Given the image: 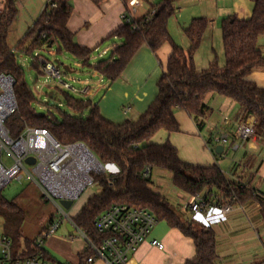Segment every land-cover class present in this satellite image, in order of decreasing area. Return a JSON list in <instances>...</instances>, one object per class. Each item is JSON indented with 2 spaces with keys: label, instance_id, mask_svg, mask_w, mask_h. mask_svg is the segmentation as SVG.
<instances>
[{
  "label": "trees",
  "instance_id": "1",
  "mask_svg": "<svg viewBox=\"0 0 264 264\" xmlns=\"http://www.w3.org/2000/svg\"><path fill=\"white\" fill-rule=\"evenodd\" d=\"M98 5L105 0H91ZM253 12L248 19L230 17L222 23L224 65L215 57L209 66L198 70L194 56L200 49L209 21L205 18L192 20L184 30L190 42L187 51L172 40L169 21L175 14L174 0H162L156 14L147 21L145 15L136 21L137 31L124 24L110 37L123 40L114 46L109 60L98 62L94 69L110 82L116 81L125 71L137 52L149 47L156 53L169 43L173 52L166 72L158 82L154 102L136 120L114 124L106 120L91 101L61 90L68 107L76 114L64 115L61 121L38 115L33 108L34 93L25 83V73L20 69L18 56L33 58L32 68L39 73L41 66L35 52L41 48L56 47L57 54L67 53L82 65L92 67V51L73 42V34L67 24L72 15L69 0H50L33 28L12 50L8 45L10 30L18 17L17 0H5L0 11V74L11 75L15 81L14 92L18 111L6 122L12 139L18 138L26 127L47 129L62 145L81 143L109 169L106 175L96 177L100 192L93 195L73 219L75 227L83 231L93 243L100 242L94 221L114 205H128L151 212L158 222H166L193 240L196 256L185 264H216V239L210 228L194 221L183 222L168 201L152 186L149 169H162L172 174L174 187L188 195L205 194L210 199L229 204H244L256 200L262 206L264 198L251 187L231 183L217 167H198L183 162L170 143L154 144L151 138L160 130L169 134L179 131L177 112L190 115L201 129L209 111L205 104L208 95H217L234 101L240 109L242 120L254 117L256 137L264 139V89L248 81L254 71L264 69V54L258 40L264 36V0H252ZM36 33L38 39L26 49V44ZM66 92V93H65ZM88 116L84 118V112ZM0 218L4 222V234L14 248L22 242L30 247L34 240L24 239L22 226L25 212L14 201L5 200L0 194ZM89 252L82 259L87 264Z\"/></svg>",
  "mask_w": 264,
  "mask_h": 264
},
{
  "label": "crops",
  "instance_id": "2",
  "mask_svg": "<svg viewBox=\"0 0 264 264\" xmlns=\"http://www.w3.org/2000/svg\"><path fill=\"white\" fill-rule=\"evenodd\" d=\"M130 1L105 0L96 5L91 0H69L72 15L67 28L73 34L75 45L92 51L90 59L92 67L82 65L71 55L82 67L89 70L82 81L84 87L80 89V91L88 89V93L82 95L67 92L72 95L79 94L74 95L79 98L84 96L83 99L91 101L98 107L101 115L114 124L136 120L147 111L157 96L158 82L166 72L168 60L173 52L169 43L164 44L156 53L149 47L143 46L123 74L114 82H110L94 69L100 60H92L93 54L105 41L118 42L113 44L109 59L112 57L114 46L122 44L123 40L110 37L124 25L121 16L128 11ZM161 1H145L138 8L134 18L141 19L152 8L159 6ZM18 5L19 1H17V7ZM174 6L175 14L169 21V33L175 44L185 51L189 49L190 42L184 30L192 20L205 18L209 21L202 45L194 56V65L198 70L207 68L215 57L220 63L221 55L224 54L221 29L223 21L230 17L248 19L254 8L252 0H174ZM215 42L218 44L215 45ZM258 46L264 54V36L259 38ZM203 48H206L204 57L200 55ZM106 51L99 54V57H102L101 61H104L103 57L108 55ZM56 63L61 67L59 62ZM220 65L224 64L220 63ZM65 69L71 71L68 66ZM247 80L264 89V69L254 71ZM204 102L209 111L201 129L190 115L177 112L179 131L169 134L160 130L150 142L159 145L170 142L176 148L180 159L186 164L217 167L229 182L247 185L264 198V139L253 137L243 141L235 133L238 125L252 122L255 118L248 117L242 120L239 106L222 96L208 95ZM126 109H129L128 113H125ZM219 135H228L230 138L229 145H221L224 147L222 154L215 152L216 147L220 146L215 141V137ZM150 178L153 189L168 201L172 209L175 206L188 213L185 202L189 195L174 187L172 174L162 169H154ZM93 195L95 194L88 195L82 200L80 198V202L77 201L79 202L78 212L72 214L65 211L68 219L61 226L65 228V232L59 233L60 228L58 233L50 237L45 244V250L50 259L59 263L86 264L82 256L87 250V241L78 232L73 219L79 215L83 206ZM56 209H58L57 205ZM181 220L193 221V219ZM68 223L72 224L74 230L71 226L67 228ZM211 230L216 239V264H264V217L262 206L258 201L249 200L244 204H235V209L228 218L214 224ZM75 231L79 233L77 237L74 235ZM151 240L160 241L164 248L153 247L150 244ZM30 248L31 246L27 247L25 243H22L16 251L30 250ZM195 256L196 248L193 240L163 221L158 223L148 240L130 257L127 264H185ZM92 264L107 263L96 261Z\"/></svg>",
  "mask_w": 264,
  "mask_h": 264
},
{
  "label": "built area",
  "instance_id": "3",
  "mask_svg": "<svg viewBox=\"0 0 264 264\" xmlns=\"http://www.w3.org/2000/svg\"><path fill=\"white\" fill-rule=\"evenodd\" d=\"M145 1L149 0H131L128 11L121 16L123 24L131 25L133 31L138 30L134 16ZM156 12L157 8H152L146 14L147 21ZM35 56L43 73L57 80L64 90L82 95L88 93V89L76 90L64 82L61 67L57 63L46 60L39 52ZM15 84L11 75L0 74V194L12 181H22L25 178L34 182L42 195L57 205L58 209L57 218L34 240L30 250L16 251L12 240L7 235L0 234V264H68L50 259L45 250L46 241L68 219L59 202L75 203L80 200L89 188L97 185V176L107 174V167L85 145L76 143L64 146L47 129L26 127L18 138L12 139L6 122L18 111ZM128 112L129 109H126L125 113ZM255 125V119L245 122L237 126L235 133L243 141H248L256 135ZM215 141L223 146L230 144L228 135H219L215 137ZM4 150L8 152L10 161L4 159ZM29 158L34 159V164L26 162ZM144 176H151L149 169ZM185 207L192 214L194 222L211 229L214 224L228 218L234 211L235 204L197 194L189 195ZM158 223L156 216L148 210L128 205L112 206L94 221L100 242L93 243L78 229L87 241L86 251L90 253L87 264L96 261L127 264L130 257L148 240ZM150 244L158 249L164 248L157 240H151Z\"/></svg>",
  "mask_w": 264,
  "mask_h": 264
},
{
  "label": "rangeland",
  "instance_id": "4",
  "mask_svg": "<svg viewBox=\"0 0 264 264\" xmlns=\"http://www.w3.org/2000/svg\"><path fill=\"white\" fill-rule=\"evenodd\" d=\"M18 5V17L13 27L10 30L8 45L13 50L17 43L23 38L25 33H27L33 26L35 20L40 16L42 10L48 4L50 0H17ZM5 3V0H0V11ZM113 44H118L116 40L105 41L97 51L93 54L92 60H102L99 57L103 51L108 53L104 56L103 60H107L111 56V50ZM218 44L215 42V45ZM220 45V42H219ZM53 49V50H52ZM51 50L48 47L41 48L39 53L46 60L61 64V71L63 74V81L69 83L76 90L82 89L83 80L86 74L89 72L88 69L82 67L80 63L74 59L71 55L63 53L57 54L56 47ZM36 53V52H35ZM206 53V48H203L202 55L204 57ZM199 55V57H200ZM201 56V57H202ZM18 65L20 69L25 73V83L34 93L35 101H33V108L38 115L44 116L48 119L56 118L61 121L64 115H74V113L67 105L66 98L61 93L64 90L57 80L52 79L49 75L41 72L39 73L36 69L32 68L33 58L30 56L19 55ZM224 54L221 55V64H224ZM68 66L71 71L65 69ZM66 91V90H64ZM67 92V91H66ZM65 92V93H66ZM79 95V94H74ZM84 98V96H82ZM86 98V97H85ZM88 111L84 112L83 116L86 118L88 116ZM256 137V135L254 136ZM3 157L5 160L10 161L8 152L4 150ZM107 169V173H109ZM169 173V172H168ZM100 192V187L94 185L89 188L81 197V200L87 198V196L92 194H98ZM1 196L9 201H14L19 205L25 212V221L22 226V235L24 239L36 240L39 238V233L43 228L48 227L52 219L57 217L56 205L45 198L38 186L25 178L22 181L14 180L12 181L2 192ZM80 200V201H81ZM79 201V200H78ZM79 201V202H80ZM79 202H75L69 213H76L79 210ZM174 212L183 220L192 219V214L188 211H181L179 208H173ZM54 217V218H53ZM52 220V221H51ZM65 232V228L61 227L59 233ZM58 233V232H57ZM0 234H4V222L0 218ZM77 237L79 233L74 232ZM23 243V242H22Z\"/></svg>",
  "mask_w": 264,
  "mask_h": 264
},
{
  "label": "water",
  "instance_id": "5",
  "mask_svg": "<svg viewBox=\"0 0 264 264\" xmlns=\"http://www.w3.org/2000/svg\"><path fill=\"white\" fill-rule=\"evenodd\" d=\"M38 37H39V33H36L35 35H34V37L30 40V41H28L27 42V44H26V49H28L37 39H38ZM223 150H224V147L223 146H217L216 147V149H215V152L217 153V154H222V152H223ZM28 164H34V159L33 158H29V159H27V161H26ZM59 205L65 210V211H70V209L73 207V205H74V203L73 202H71V201H60L59 202ZM69 226H71L72 227V224L71 223H68V225H67V228L69 227ZM73 228V227H72ZM73 230H74V228H73ZM71 232H72V229H71Z\"/></svg>",
  "mask_w": 264,
  "mask_h": 264
}]
</instances>
